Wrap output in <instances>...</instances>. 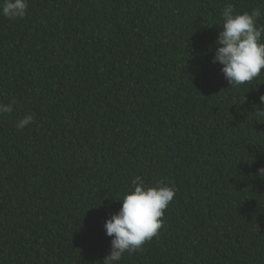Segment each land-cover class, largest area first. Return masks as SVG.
<instances>
[{"label": "trees", "instance_id": "16d2710c", "mask_svg": "<svg viewBox=\"0 0 264 264\" xmlns=\"http://www.w3.org/2000/svg\"><path fill=\"white\" fill-rule=\"evenodd\" d=\"M28 3L0 15V264H102L136 176L176 191L120 264H264V71L211 62L222 9L264 0Z\"/></svg>", "mask_w": 264, "mask_h": 264}, {"label": "clouds", "instance_id": "9594fccd", "mask_svg": "<svg viewBox=\"0 0 264 264\" xmlns=\"http://www.w3.org/2000/svg\"><path fill=\"white\" fill-rule=\"evenodd\" d=\"M28 8V0H0V15L9 20L24 19ZM262 16L264 12L259 7L237 13L231 3L221 11L220 31L211 62L221 65L220 71L231 87L250 83L264 71V24H258ZM260 104L264 105V96L260 97ZM12 112L11 103L0 102V117ZM256 113L264 116V110L259 108ZM34 118L35 113L28 114L18 119L15 126L23 130ZM257 172L264 177V167ZM175 191L163 181L148 186L141 176H136L131 181V188L119 201L122 205L119 211L104 223L111 247L102 264H120L125 254L136 253L156 237Z\"/></svg>", "mask_w": 264, "mask_h": 264}]
</instances>
